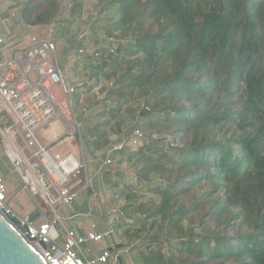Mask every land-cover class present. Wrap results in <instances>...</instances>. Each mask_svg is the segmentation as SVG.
<instances>
[{
    "label": "trees",
    "instance_id": "16d2710c",
    "mask_svg": "<svg viewBox=\"0 0 264 264\" xmlns=\"http://www.w3.org/2000/svg\"><path fill=\"white\" fill-rule=\"evenodd\" d=\"M88 1L107 24L87 58L105 105L94 128L79 118L96 161L125 107L143 102L128 133L144 122L128 156L135 181L118 210L135 263L264 264V0H28L21 16L58 26ZM155 230L158 243L135 240Z\"/></svg>",
    "mask_w": 264,
    "mask_h": 264
},
{
    "label": "built area",
    "instance_id": "2783aa9c",
    "mask_svg": "<svg viewBox=\"0 0 264 264\" xmlns=\"http://www.w3.org/2000/svg\"><path fill=\"white\" fill-rule=\"evenodd\" d=\"M50 32L45 37L31 36L28 43L10 48H3L4 40L0 39V144L24 182L23 189L35 197L41 196L54 211V216L42 224L29 223L30 217L22 218V224L28 225L29 240L47 264H105L109 259L116 264L119 255L112 257L106 251L100 258L90 260L82 252V245L101 242L106 234L97 233L92 226L86 236H79L65 226L59 210L54 209L73 205L79 193L77 188L88 189L90 182L87 179L83 183L87 165L76 151L63 155L49 151L54 145L71 146L81 132V123L72 106V98L79 88L66 85L58 58L59 47ZM83 51L79 50L80 55ZM56 89L61 97L57 96ZM50 130L54 140L46 147L37 133ZM144 136L140 124L109 151L101 170L112 165V153L135 149ZM151 138L163 139L156 134ZM164 138L172 143L170 138ZM72 180H75L73 187ZM8 197L5 180L0 177L2 214L13 211ZM40 244H45L46 249Z\"/></svg>",
    "mask_w": 264,
    "mask_h": 264
},
{
    "label": "rangeland",
    "instance_id": "374dc122",
    "mask_svg": "<svg viewBox=\"0 0 264 264\" xmlns=\"http://www.w3.org/2000/svg\"><path fill=\"white\" fill-rule=\"evenodd\" d=\"M92 1L85 3V9L83 16L79 19H70V13L65 12L59 18L58 26L53 25L51 27L42 28L43 34L41 37H45L49 34L52 35V39L56 41L59 49L63 51L65 49L64 57L60 56V66L66 76V85L75 86L79 88V91L72 98V106L78 122L81 123L80 117L91 116L94 128V119L98 113H101L105 105L106 96V82H103L99 87L90 88L92 82L90 77V61L88 57L94 55V53L102 48L101 43L105 35L107 24L105 19L98 18L95 6ZM99 20V21H98ZM83 49V54L80 55L79 50ZM57 96L61 97L58 89L55 90ZM142 101L134 100L130 105L125 107L123 117V126L119 133L109 132L108 141L109 145L101 147L97 151V158L103 161L107 158L109 151L120 144L122 138L127 135L131 128L136 123L139 113L142 109ZM138 115V116H137ZM96 120V119H95ZM125 122V123H124ZM144 123V122H143ZM143 123L141 127H143ZM144 129V128H143ZM37 137L42 145L48 147L54 140L53 134L50 131H39ZM98 140H100L98 138ZM103 141L100 140V144L103 145ZM132 148H125L123 151H117L110 156L113 159L112 165L101 170L103 163L98 166L96 157L94 155V148H92L88 137L85 133L83 124L81 123V132L72 141L71 146H59L54 145L49 148V151L54 155L56 153L64 154L65 152L76 151L87 165V174L83 176V183L89 179L90 187L87 190H81L78 196L71 206H65L59 208L56 206L54 209H58L62 217L67 218L75 213H89L88 217H77L72 220H65V224L69 227L77 228L78 223H84L87 226V230L91 229L93 225L96 228L100 223L104 222L110 224L111 232H119L124 247V254L120 256L119 262L116 264H136L135 255L136 250L131 251L132 246L129 245L130 241L127 237H124V230L127 226H121L119 223V208L126 203V197L129 195V190L125 186L135 181L134 171L135 168L128 161L129 153L134 151ZM109 175V176H108ZM0 177L5 180V184L8 190V204L22 218H27L31 212L41 213V218L37 221V224L44 222L47 218L50 219L54 216L53 208L47 206L41 196H33L29 191L24 190V182L19 174L15 171L11 161L6 156L3 146L0 144ZM72 187L75 180H72ZM117 182L118 186L113 189V183ZM82 186L78 187L80 189ZM142 193H139L140 198L146 202L152 198V194H147L141 187L138 188ZM155 198V197H154ZM33 213L31 215H33ZM99 231V228H97ZM155 230L153 233H147L146 231H139L138 237L135 240L144 242L145 244L158 243L156 240ZM160 236V235H159ZM134 240V241H135ZM131 241V242H134ZM139 244V243H138ZM170 245H167L169 250ZM105 247L104 243H88L82 245V250L87 251L89 249L98 252Z\"/></svg>",
    "mask_w": 264,
    "mask_h": 264
},
{
    "label": "crops",
    "instance_id": "0c3cea01",
    "mask_svg": "<svg viewBox=\"0 0 264 264\" xmlns=\"http://www.w3.org/2000/svg\"><path fill=\"white\" fill-rule=\"evenodd\" d=\"M28 0H0V39L4 40L3 48H10L12 46H15L17 44L23 43L26 44L29 42L31 36H37L41 37L43 34V29L42 28H31L28 27L21 16V12L27 3ZM0 60H1V54H0ZM81 190H87L85 188H80L79 192ZM13 210V209H12ZM14 211V210H13ZM33 212L28 214V217H31L35 215L37 212ZM17 214V213H16ZM90 214L89 213H75L72 214L71 216L64 218L61 215L62 220H72L73 218L77 217H88ZM42 216V215H41ZM41 218V217H40ZM48 219V218H47ZM46 219V220H47ZM39 220V219H38ZM37 220V221H38ZM45 220V221H46ZM44 221V222H45ZM42 222V223H44ZM39 223V224H42ZM65 226L76 232L77 235L79 236H86L91 229L87 230V226L84 223L79 222L77 228L74 227H69L65 224ZM95 231L99 234H106L105 238L101 242H87L84 245L88 243H104L105 247L98 252H95L92 249H89L87 251H83V254L87 259H97L103 256V254L107 251L111 254L112 257L116 255L122 256L124 254V247H123V240L119 234V232L115 231H110L111 227L110 224L108 225L104 222L100 223V225L97 227L99 228V231L97 230L96 226ZM123 258V256H122ZM103 264V263H102ZM105 264H114L112 262V259H109L107 263Z\"/></svg>",
    "mask_w": 264,
    "mask_h": 264
},
{
    "label": "water",
    "instance_id": "95a60500",
    "mask_svg": "<svg viewBox=\"0 0 264 264\" xmlns=\"http://www.w3.org/2000/svg\"><path fill=\"white\" fill-rule=\"evenodd\" d=\"M40 216L41 213L31 216L29 223H35ZM28 229L15 212L0 213V264H47L31 244ZM40 245L46 249L45 244Z\"/></svg>",
    "mask_w": 264,
    "mask_h": 264
}]
</instances>
